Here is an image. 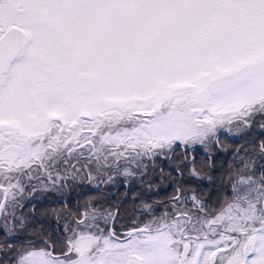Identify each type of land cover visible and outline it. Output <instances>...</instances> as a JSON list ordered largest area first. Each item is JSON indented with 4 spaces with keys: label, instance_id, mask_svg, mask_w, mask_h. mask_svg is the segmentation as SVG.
Here are the masks:
<instances>
[{
    "label": "snow or ice",
    "instance_id": "6c2138e0",
    "mask_svg": "<svg viewBox=\"0 0 264 264\" xmlns=\"http://www.w3.org/2000/svg\"><path fill=\"white\" fill-rule=\"evenodd\" d=\"M232 124L264 132V0H0V264H264V140L227 187L206 171ZM182 145L210 190L165 204L147 193ZM85 180L139 215L91 200L35 231L34 194Z\"/></svg>",
    "mask_w": 264,
    "mask_h": 264
},
{
    "label": "trees",
    "instance_id": "16d2710c",
    "mask_svg": "<svg viewBox=\"0 0 264 264\" xmlns=\"http://www.w3.org/2000/svg\"><path fill=\"white\" fill-rule=\"evenodd\" d=\"M232 128V131H229L228 129ZM241 129L240 138L234 136L233 131H235V124L232 125H225L223 128L219 129V143L216 148L212 149V161L213 166L211 169H207L209 175H213L214 178H224L223 183L225 187H227L228 180L226 178V174L229 172L231 167H235L238 163L240 158H247L245 156V153H250L256 150V145L259 144L260 141L264 140V132L261 131V129L253 125L250 129H245L242 127H239ZM235 129V130H234ZM223 131V132H221ZM245 134L246 136H249L250 139H252L254 142L251 144H245L239 148H237L239 145L243 143L246 136H243ZM87 147L85 146L84 149H81L82 151H85L87 154ZM188 147V146H183ZM222 149V150H221ZM238 150V151H237ZM237 151V152H236ZM191 153V154H190ZM189 154V155H188ZM171 159H164L161 158L157 161V171L153 174L156 175L158 180H153L158 185V190L153 192H160L159 195L154 196L153 199L157 201H163L165 204H168L171 197H173L176 194V188L181 187L184 188L187 185H193L197 186L199 188H203L205 190H210L209 186L207 185V182L200 184L199 182L192 180L189 177L187 168L185 167L184 163H180V160L182 157L189 156L187 160L195 159L197 168L200 167V164L204 162L207 158V153L203 150L201 146H197L192 151L189 152H182L181 149H178L175 153H170ZM235 155V156H234ZM233 159H231V157ZM238 156H241L238 158ZM179 166L181 172H183V177L178 175L176 171L173 169ZM163 169V173L159 171V169ZM217 186L220 184V180H216ZM80 184H82V187H85L86 180L83 182H77L74 186L69 187L67 190L63 192H53V193H45L41 195L40 193H36L34 195L35 201L41 200V201H50L51 198H53L54 194H61L65 198H76L79 196L80 192L82 191L80 188ZM83 189L84 193V200L82 203L83 209L86 211L87 206L89 204V201L91 200H103L105 204L111 206L115 205L117 208H119L122 216H126V214H130L132 212L133 215H139L135 212V203L132 201V199H123V200H116V199H106L103 198H96V193L93 191H87ZM212 204L215 205L217 203V200L215 198H212ZM56 207L54 204H50L48 206H44L42 208V211L44 209H47L49 207ZM64 209V208H63ZM77 210L76 208L74 209ZM43 213V212H42ZM63 214H66L63 213ZM78 214V213H77ZM44 219L52 220L54 223H57L56 220L52 219L51 216L42 214ZM64 223L63 220L60 221V225ZM58 225V224H57ZM54 230V229H53ZM37 232H41L40 229L35 230ZM55 232V230H54Z\"/></svg>",
    "mask_w": 264,
    "mask_h": 264
},
{
    "label": "flooded vegetation",
    "instance_id": "af4514ba",
    "mask_svg": "<svg viewBox=\"0 0 264 264\" xmlns=\"http://www.w3.org/2000/svg\"><path fill=\"white\" fill-rule=\"evenodd\" d=\"M87 146V145H86ZM152 180H158L156 175L152 176ZM157 182V181H156ZM86 186L82 187V184H80L79 186L81 187L80 189L82 190L79 194V196H77L76 198H65L63 197L61 194H54L53 198H51L50 201H41V200H37L35 201V197L33 196L31 198V204L29 205V207L31 208L32 206L35 207V216L38 217V219H34L33 223L35 224V230L40 229L41 233L44 232H48V233H52L53 235L57 234V230L59 228L60 225H57V223H54V221L52 220H47L44 219L42 216V208H44V206H48L50 204H54L56 206V208H60V209H67V210H71L73 213H76V211L74 210L79 209L81 212L85 211L83 210L82 207V203L84 200V193H83V189H85L86 193L87 191H93L94 193H96V198H100L102 197L104 200L106 199H116V200H123V199H131V193L129 192V195L126 197L123 195V193L125 192V189L121 186V185H116L115 187H101V191H97L96 187L94 186V184H89L86 181ZM103 193V194H102ZM160 192H150L147 193V195L152 196V198H154V196L159 195ZM35 195V194H34ZM61 200L66 201V204H62ZM132 212L130 214H126V216H122V221L127 224L131 221L132 218ZM55 232H54V230ZM32 232V229H29Z\"/></svg>",
    "mask_w": 264,
    "mask_h": 264
},
{
    "label": "rangeland",
    "instance_id": "374dc122",
    "mask_svg": "<svg viewBox=\"0 0 264 264\" xmlns=\"http://www.w3.org/2000/svg\"><path fill=\"white\" fill-rule=\"evenodd\" d=\"M143 118H145V117H143ZM230 129H231V131L233 130L232 128H230ZM235 129H236V130H235ZM235 129H234L235 131H233L234 136L240 138V133H241L240 131H241V129L238 128V127H236V125H235ZM221 132H223V131H221ZM243 136H246V135L243 134ZM241 140H244L243 143H245L246 141H248V140H252V139H250L249 136H246V138L241 139ZM252 141H253V140H252ZM253 142H254V141H253ZM253 142H252V143H253ZM243 143H242V144H243ZM252 143H251V144H252ZM242 144L239 145L237 148H239V147L245 145V144H243V145H242ZM246 144H249V143H246ZM180 149H181L182 152H185V151H184L185 147H182V148H180ZM237 151H238V150H237ZM237 151H236V152H237ZM190 154H191V153H190ZM188 155H189V154H188ZM234 156H235V155H234ZM234 156H232L231 159H233ZM188 157H189V156H188ZM188 157H187V158H188ZM240 157H241V156H238V158H240ZM189 159L191 160V158H189ZM92 185H93V184H92ZM100 198H102V197H100ZM83 210H84V209H83ZM212 214H214V213H212ZM29 232L31 233V230H29Z\"/></svg>",
    "mask_w": 264,
    "mask_h": 264
},
{
    "label": "water",
    "instance_id": "95a60500",
    "mask_svg": "<svg viewBox=\"0 0 264 264\" xmlns=\"http://www.w3.org/2000/svg\"><path fill=\"white\" fill-rule=\"evenodd\" d=\"M253 141L252 140H248V141H246L245 143H243V144H246V143H252ZM242 144V145H243Z\"/></svg>",
    "mask_w": 264,
    "mask_h": 264
}]
</instances>
